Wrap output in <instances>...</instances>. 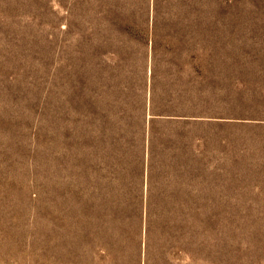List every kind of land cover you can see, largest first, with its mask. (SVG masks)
<instances>
[{"label": "rangeland", "instance_id": "rangeland-1", "mask_svg": "<svg viewBox=\"0 0 264 264\" xmlns=\"http://www.w3.org/2000/svg\"><path fill=\"white\" fill-rule=\"evenodd\" d=\"M0 264H264V0H0Z\"/></svg>", "mask_w": 264, "mask_h": 264}]
</instances>
